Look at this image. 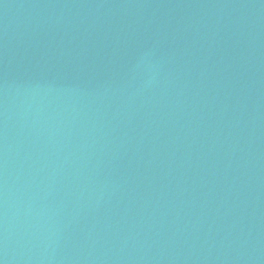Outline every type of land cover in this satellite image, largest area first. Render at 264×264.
Here are the masks:
<instances>
[{
  "label": "water",
  "instance_id": "obj_1",
  "mask_svg": "<svg viewBox=\"0 0 264 264\" xmlns=\"http://www.w3.org/2000/svg\"><path fill=\"white\" fill-rule=\"evenodd\" d=\"M0 264H264V0H0Z\"/></svg>",
  "mask_w": 264,
  "mask_h": 264
}]
</instances>
